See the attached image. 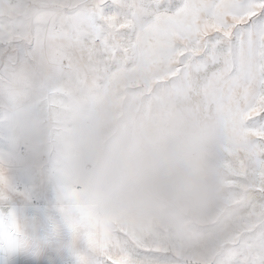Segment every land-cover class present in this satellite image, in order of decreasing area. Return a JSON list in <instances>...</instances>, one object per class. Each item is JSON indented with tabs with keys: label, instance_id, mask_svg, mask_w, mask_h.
Instances as JSON below:
<instances>
[{
	"label": "rangeland",
	"instance_id": "374dc122",
	"mask_svg": "<svg viewBox=\"0 0 264 264\" xmlns=\"http://www.w3.org/2000/svg\"><path fill=\"white\" fill-rule=\"evenodd\" d=\"M97 2L70 0L73 47L48 48L33 191L48 190L65 236L99 264H260L264 155L166 59L98 46Z\"/></svg>",
	"mask_w": 264,
	"mask_h": 264
},
{
	"label": "snow or ice",
	"instance_id": "6c2138e0",
	"mask_svg": "<svg viewBox=\"0 0 264 264\" xmlns=\"http://www.w3.org/2000/svg\"><path fill=\"white\" fill-rule=\"evenodd\" d=\"M92 15L98 46L166 59L264 155V0H98ZM61 226L48 190L0 163V264H99Z\"/></svg>",
	"mask_w": 264,
	"mask_h": 264
},
{
	"label": "crops",
	"instance_id": "0c3cea01",
	"mask_svg": "<svg viewBox=\"0 0 264 264\" xmlns=\"http://www.w3.org/2000/svg\"><path fill=\"white\" fill-rule=\"evenodd\" d=\"M76 16L70 0H0V163L32 190L36 161L47 159L48 48L73 47Z\"/></svg>",
	"mask_w": 264,
	"mask_h": 264
}]
</instances>
